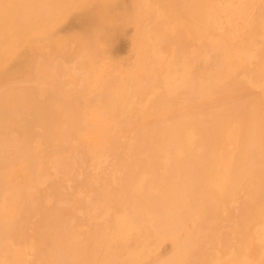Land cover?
I'll return each instance as SVG.
<instances>
[{
    "label": "rangeland",
    "instance_id": "374dc122",
    "mask_svg": "<svg viewBox=\"0 0 264 264\" xmlns=\"http://www.w3.org/2000/svg\"><path fill=\"white\" fill-rule=\"evenodd\" d=\"M10 1L0 264H264V0Z\"/></svg>",
    "mask_w": 264,
    "mask_h": 264
},
{
    "label": "bare ground",
    "instance_id": "6f19581e",
    "mask_svg": "<svg viewBox=\"0 0 264 264\" xmlns=\"http://www.w3.org/2000/svg\"><path fill=\"white\" fill-rule=\"evenodd\" d=\"M3 1H4V0H3ZM12 1H13V0H12ZM12 1H10V3H11ZM17 1L20 3L19 0H17ZM41 1H42V0H40V2H41ZM47 1H48V0H47ZM49 1H51V0H49ZM190 1H191V0H190ZM194 1H195V0H194ZM194 1H193V2H194ZM203 1H204V0H203ZM217 1H218V0H217ZM14 2H15V1H14ZM23 2H24V1H23ZM45 2H46V1H45ZM184 2H185V1H184ZM193 2H192V3H193ZM249 2H250V1H249ZM8 3H9V2H8ZM16 3H17V2H16ZM51 3H52V2H51ZM204 3H205V2H204ZM207 3H208V2H207ZM1 4H2V3H1ZM38 4H39V3H38ZM46 4H47V2H46ZM198 4H199V3H198ZM241 4H242V3H241ZM241 4H239V5L241 6ZM245 4H246V3H245ZM2 5H3V4H2ZM36 5H37V4H36ZM44 5H45V4H44ZM44 5H43V6H44ZM52 5H53V4H52ZM55 5H56V4H55ZM57 5H58V4H57ZM206 5H207V4H206ZM31 6H32V5H31ZM38 6H39V5H38ZM46 6H47V5H46ZM210 6H211V5H210ZM251 6H252V5H250L249 8H251ZM0 7H1V6H0ZM47 7H48V6H47ZM55 7H56V6H55ZM208 7H209V5H208ZM219 7H220V6H219ZM3 8H5V7H3ZM14 8H15V7H14ZM45 8H46V7H45ZM45 8H44V9H45ZM57 8H58V7H57ZM215 8H216V7H215ZM244 8H245V7L243 6V9H244ZM0 9H1V8H0ZM12 9H13V8H12ZM17 9H18V8H17ZM23 9H24V8H23ZM25 9H26V8H25ZM25 9H24V10H25ZM46 9H48V8H46ZM53 9H54V8H53ZM206 9H207V8H206ZM209 9H210V7H209ZM246 9H247V8H245V10H246ZM1 10H2V9H1ZM9 10H10V9H9ZM207 10H208V9H207ZM251 10H252V9H251ZM10 11H11V10H10ZM13 11H14V10H13ZM29 11H30V10H29ZM43 11H44V10H43ZM43 11H42V12H43ZM54 11H55V10H54ZM202 11H203V10H202ZM202 11H201V12H202ZM219 11H220V10H219ZM238 11H239V10H238ZM242 11H243V10H242ZM2 12H3V11H2ZM24 12H25V11H24ZM27 12H28V11H27ZM39 12H40V11H39ZM42 12H41V13H42ZM212 12H213V11H212ZM247 12H249V10H248ZM16 13H18V12H16ZM22 13H23V12H22ZM28 13H29V12H28ZM35 13H36V12H35ZM233 13H235V11H234ZM245 13H246V11H245ZM255 13H257V11H255ZM263 13H264V12H263ZM0 14H1V13H0ZM6 14H7V13H6ZM23 14H24V13H23ZM215 14H216V13H215ZM238 14H239V13H238ZM1 15H2V14H1ZM15 15H16V14H15ZM30 15H31V14H30ZM33 15H34V14H33ZM204 15H205V14H204ZM243 15H244V14H243ZM34 16H35V15H34ZM55 16H56V15H55ZM205 16H206V15H205ZM6 17H7V16H6ZM27 17H28V16H27ZM198 17H199V16H198ZM246 17H248L247 14H246ZM4 18H5V17H4ZM2 19H3V18H2ZM35 19H36V18H35ZM204 19H205V18H204ZM213 19H214V18H213ZM12 20H13V19H12ZM18 20H20V19H18ZM193 20H194V19H193ZM249 21H250V20H249ZM18 22H19V21H18ZM26 22H27V21H26ZM202 22H203V21H202ZM12 23H13V22H12ZM14 23H15V22H14ZM14 23H13V24H14ZM38 24H39V23H38ZM38 24H37V25H38ZM43 24H44V23H43ZM250 24H252V23H250ZM29 25H30V24H29ZM12 26H13V25H12ZM34 26H35V25H34ZM207 26H208V25H207ZM5 27H7V26H5ZM9 27H10V26H9ZM9 27H8V28H9ZM0 28H1V27H0ZM35 28H37V27H35ZM10 29H11V27H10ZM14 29H15V26H14ZM32 29H33V28H32ZM26 30H28V28H27ZM26 30H25V31H26ZM2 31H3V30H2ZM202 31H203V29H202ZM212 31H213V30H212ZM9 32L11 33V31H9ZM9 32L7 31V33H9ZM13 32H14V31H13ZM205 32H206V31H205ZM205 32H204V33H205ZM207 32H208V31H207ZM1 34H2V32H1ZM215 35H216V34H215ZM219 35H220V34H219ZM247 35H248V34H247ZM2 36H3V35H2ZM10 36H11V35H10ZM209 36H210V35H209ZM254 36H255V35H254ZM7 37H8V36H6L5 38H7ZM12 37H13V35H12ZM19 37H20V36H19ZM213 37H215V36H213ZM213 37H211V38H213ZM219 37H220V36H218V39H221V38H219ZM226 37H227V36H226ZM226 37H225V39H226ZM247 37H248V36H247ZM261 37H262V36H261ZM1 38H2V37H1ZM10 38H11V37H10ZM13 38H15V37H13ZM21 38H22V37H21ZM2 39H3V38H2ZM11 39H12V38H11ZM15 39H16V38H15ZM19 39H20V38H19ZM214 39H215V38H214ZM3 40H4V39H3ZM21 40H22V39H21ZM222 40H223V39H222ZM7 41H8V40H7ZM16 41H17V40H16ZM16 41H15V42H16ZM19 41H20V40H19ZM216 41H217V39H216ZM216 41H215V42H216ZM17 42H18V41H17ZM224 42H225V41H224ZM224 42L222 41V43H224ZM1 43H2V42H1ZM6 43H7V42H6ZM229 43H230V42H229ZM249 43H250V42H249ZM12 44H13V42H12ZM14 44H16V43H14ZM219 44H220V43H219ZM8 45H9V44H8ZM10 45H11V44H10ZM10 45H9V46H10ZM220 45H221V44H220ZM0 46H1V45H0ZM16 46H18V45H16ZM16 46H15V47H16ZM218 46H219V45H218ZM9 48H10V47H9ZM19 48H20V47H19ZM19 48H18V49H19ZM213 48H214V47H213ZM217 48H218V47H217ZM4 49H5V48H4ZM11 49H13V48H11ZM219 49H221V48H219ZM219 49H218V50H219ZM1 50H2V48H1ZM6 50H7V49H6ZM6 50H5V52H8V51H6ZM13 50H15V49H13ZM238 50H239V49H238ZM210 51H212V50H210ZM221 51H222V50H221ZM243 51H244V50H243ZM261 51H263V50H261ZM261 51H260V52H261ZM10 52H11V51H10ZM17 52H18V51H17ZM234 52H235V51H234ZM240 52H241V51H240ZM2 53H3V52H2ZM13 53H14V52H13ZM223 53H224V52H223ZM225 53H226V52H225ZM245 53H248V52H245ZM253 53H254V52H253ZM0 54H1V53H0ZM14 54H15V53H14ZM242 54H244V53H242ZM261 54H262V53H261ZM245 55H246V54H245ZM0 56H1V55H0ZM5 56H8V55L5 54ZM225 56H226V55H225ZM228 56H229V55H228ZM228 56H227V57H228ZM259 56H261V55H259ZM262 56L264 57V53L262 54ZM154 57H156V56H154ZM233 57H234V59L237 58V57H235L234 55H233ZM252 57H253V56H252ZM263 57H262V58H263ZM244 58H245V57H244ZM259 58H260V57H259ZM259 58H258V59H259ZM219 59H222V58L220 57ZM219 59H217V60H219ZM238 59H239V57H238ZM247 59H248V58H247ZM217 60H216V61H217ZM235 60H236V59H235ZM261 60H262V62L264 61L263 59H261ZM8 61H9V60H8ZM213 61H215V60H213ZM219 61H220V60H219ZM219 61H218V62H219ZM221 61H222V60H221ZM223 61H224V58H223ZM227 61H228V60H227ZM258 61H259V60H258ZM206 62H208V61H206ZM218 62H217V63H218ZM224 62H225V61H224ZM237 62L240 63L238 60H237ZM259 62H260V61H259ZM259 62H257L258 65H259ZM262 62H261V63H262ZM233 63H234V62H233ZM242 63H243V62H242ZM263 63H264V62H263ZM263 63H262V65H263ZM221 64L223 65L222 62H220L218 65H221ZM216 65H217V64H216ZM255 65H257V64H255ZM262 65H261V66H262ZM3 66H4V65H3ZM3 66H2V67H3ZM230 66H231V65H230ZM2 67H1V68H2ZM218 67H219V66H218ZM218 67H217V70L213 69L214 72H215V71H217V73L219 72L220 69H218ZM255 67H256V66H255ZM1 68H0V69H1ZM3 68H4V67H3ZM222 68L224 69V65H223V67H221V69H222ZM230 68H231V67H230ZM256 68H257V70H258V67H256ZM256 68H254V71H256L255 75L257 76V70H256ZM263 68H264V67H263ZM263 68H260V66H259V69H263ZM55 69H56V68H55ZM223 69H222L221 71H223ZM224 71H225V70H224ZM258 71H259V70H258ZM54 72H55V71H54ZM212 72H213V71H212ZM215 73H216V72H215ZM215 73H214V74H215ZM258 73H259V72H258ZM212 74H213V73H212ZM56 76H57V75H56ZM218 77L220 78L221 76L218 75ZM218 77H216V78H218ZM223 77H225V76H223ZM254 77H255V76H254ZM213 78H215V77H213ZM254 79H255V78H254ZM219 80H220V79H219ZM194 82H195V81H194ZM198 82H199V81H198ZM216 82H217V81H216ZM247 82H248V81H247ZM195 83H196V85H197V82H195ZM203 83H204V82H203ZM209 83H210V82H209ZM221 83H222V82H221ZM194 85H195V84H194ZM5 86H7V85H5ZM198 86H200V85H198ZM193 87H195V86H193ZM200 87H201V86H200ZM200 87H199V88H200ZM1 88H2V87H1ZM211 88H212V86H211ZM194 89H195V88H194ZM111 90H112V89H111ZM198 91H199V90H198ZM199 92L201 93V91H199ZM204 94H205V93H204ZM198 95H199V94H198ZM201 95H202V94H201ZM120 103H121V102H120ZM109 104H110V103H109ZM107 105H108V104H107ZM118 105H121V104H118ZM109 107H110V106H109ZM121 108H122V107H121ZM11 110L13 111V109H11ZM181 110H182V109H181ZM17 111H19V110L17 109L16 112H17ZM114 111H115V110H114ZM115 112H116V111H115ZM19 114H20V112L18 113V115H19ZM209 116H210V115H209ZM218 116H219V115H218ZM216 119H217V118H216ZM73 120H74V119H73ZM80 120H81V119H80ZM253 121H254V120H253ZM8 122H9V121H8ZM73 122H75V121H73ZM80 122H81V121H80ZM257 122H258V121H257ZM95 123H96V121H95ZM99 123H100V122H99ZM8 124H9V123H8ZM87 124H88V123H86V125H87ZM100 124H101V123H100ZM255 124H256V122H255ZM82 125H83V124H82ZM98 125H99V124H98ZM79 126H80V125H79ZM215 126H216V125H215ZM8 127H9V125H8ZM101 127H102V126H101ZM192 128H193V126H192ZM83 129H84V128H83ZM233 129H234V128H233ZM77 130H79V129H77ZM80 130H81V128H80ZM235 130H236V129H235ZM189 131H190V130H189ZM189 131H188V132H189ZM9 132H10V131H9ZM186 132H187V130H186ZM229 132H231V131H229ZM243 132H244V131H243ZM247 132H248V131H247ZM192 133H193V132H192ZM232 133H233V132H232ZM232 133H231V134H232ZM193 134H194V133H193ZM195 134H196V132H195ZM195 134H194V135H195ZM247 134H248V133H247ZM223 135H224V134H223ZM223 135H222V136H223ZM237 135H238V134H237ZM248 135H249V134H248ZM84 136H85V135H84ZM99 136H100V135H99ZM99 136H98V137H99ZM192 136H193V135H192ZM88 137H89V136H88ZM93 137H94V136H93ZM93 137H92V138H93ZM92 138H91V139H92ZM249 138H250V137H249ZM83 139H84V138H83ZM88 139H89V138H88ZM189 139H190V138H189ZM192 139H193V138H192ZM229 139H230V138H229ZM233 139H234V134H233ZM233 139H232V141H233ZM238 139H239V138H238ZM16 140H17V139H16ZM50 140H51V139H50ZM81 140H82V139H81ZM84 140H85V139H84ZM95 140H96V139H95ZM219 140H222V139H219ZM12 141H13V140H12ZM91 141H94V138H93ZM193 141H194V140H193ZM193 141H192V142H193ZM10 142H11V141H10ZM18 142H19V141H18ZM89 142H90V141H89ZM219 142H220V141H219ZM11 143H12V142H11ZM93 143H94V142H93ZM97 143H98V141H97ZM231 143H232V142H231ZM239 143H240V142H239ZM239 143H238V144H239ZM16 144H17V142H16ZM35 144H37V143H35ZM191 144H192V143H191ZM217 144H218V143H217ZM217 144H216V145H217ZM226 144H227V143H226ZM236 144H237V143H236ZM102 145H103V144H102ZM233 145H234V144H233ZM8 146H10V145H8ZM39 146H40V145H39ZM224 146H226V145H224ZM237 146H238V145H237ZM239 146H240V144H239ZM241 146H242V145H241ZM241 146H240V147H241ZM3 147H4V146H3ZM17 147H18V146H17ZM100 147H102V146H100ZM217 147H218V146H217ZM240 147H239V148L237 147V148L240 149ZM248 147H249V146H248ZM11 148H12V147L10 146V149H11ZM25 148H26V147H25ZM227 148H228V147H227ZM244 148L246 149L247 147H244ZM10 149H9V152L11 151ZM179 149H180V148H179ZM188 149H189V148H187V150H188ZM217 149H218V148H217ZM242 149H243V148H242ZM2 150H4V149H2ZM2 150H1V151H2ZM7 150H8V148H7ZM15 150H16V149H15ZM21 150H22V149H21ZM214 150H215V149H214ZM247 150H248V149H247ZM24 151H25V150H24ZM87 151H88V150H87ZM178 151H179V150H178ZM178 151H177V152H178ZM181 151H184V150H180L179 152L181 153ZM233 151H234V150H233ZM233 151H232V152H233ZM88 152H89V151H88ZM175 152H176V151H175ZM226 152H227V151H226ZM238 152H239V150H238ZM238 152H236V153L238 154ZM11 153H12V152H11ZM183 153H184V152H183ZM211 153H212V152H211ZM222 153H224V152L222 151ZM227 153H228V152H227ZM20 154H22V153H20ZM184 154H185V153H184ZM228 154H229V153H228ZM5 155H6V154H5ZM212 155H213V153H212ZM224 155H225V154H224ZM224 155H223V156H224ZM231 155H232V154H231ZM240 155H241V154H240ZM244 155H245V154H244ZM258 155H259V154H258ZM10 156H13V155L11 154ZM220 156H221V154L219 155V157H220ZM223 156H222V158H223ZM228 156L230 157V155H228ZM233 156H234V155H233ZM30 157H31V156H30ZM33 157H34V156H33ZM180 157H181V156H180ZM225 157H226V155H225ZM2 158H3V156H2ZM11 158H12V157H11ZM26 158H27V157H26ZM36 158H37V157H36ZM194 158H195V157H194ZM210 158H213V156H212V157L210 156ZM215 158H216V157H215ZM8 159H9V158H8ZM27 159H30V158H27ZM152 159H153V158H152ZM152 159H151V160H152ZM166 159H167V158H166ZM232 159H233V158H232ZM239 159H240V158H239ZM243 159H244V158H243ZM12 160L14 161V159H12ZM12 160H11V161H12ZM31 160H33V159H31ZM31 160H30V161H31ZM149 160H150V159H149ZM151 160H150V161H151ZM202 160H203V159H202ZM209 160H211V159H209ZM222 160H223V159H222ZM227 160H228V158H227ZM233 160H234V159H233ZM235 160H236V159H235ZM256 160H257V159H256ZM4 161H5V160H4ZM25 161H27V160L25 159ZM150 161H149V162H150ZM189 161H190V160H189ZM217 161H218V160H217ZM217 161H216V162H217ZM225 161H226V159H225ZM225 161H224V162H225ZM231 161H232V160H231ZM239 161H240V160H239ZM7 162H8V161H7ZM7 162H6V163H7ZM19 162H20V161H19ZM23 162H24V161H23ZM74 162H75V161H74ZM222 162H223V161H222ZM229 162H230V161H228L227 165L229 164ZM236 162H237V161H236ZM257 162H259V161L257 160ZM8 163H9V162H8ZM58 163H59V162H58ZM233 163H234V161H233ZM233 163L231 162L232 165H233ZM9 164H10V163H9ZM9 164H8L7 166H9ZM24 164H25V163H24ZM59 164H61V163H59ZM73 164H74V163H73ZM22 165H23V164H22ZM224 165H225V164H224ZM260 165H261V164H260ZM3 166H4V165H3ZM35 166H36V165H35ZM149 166H150V164H149ZM229 166H230V165H229ZM5 167H6V165H5ZM10 167H12V165H11ZM10 167H7V168H10ZM15 167H16V166H15ZM220 167H222V166H220ZM220 167H218V168L221 169ZM12 168H13V167H12ZM12 168H10V169H12ZM25 168H26V167H25ZM25 168H23V169H25ZM30 168H31V167H30ZM30 168H29V171H27V170H26V171H25V170H24V171H21V172H23L22 174H24V176H25V173H24V172H26V173L28 172V174H29V172H30ZM32 168H34V167L32 166ZM32 168H31V169H32ZM37 168H38V166H37ZM40 168H41V167H40ZM42 168H43V167H42ZM233 168H235V166H234ZM236 168H237V167H236ZM15 169H16V168H15ZM17 169H20V168L18 167ZM38 169H39V168H38ZM44 169H45V168H44ZM44 169H43V170H44ZM224 169H226V167H224ZM230 169H231V168H230ZM8 170H9V169H7V171H8ZM21 170H22V169H21ZM33 170H36V168H35V169H32L31 171L33 172ZM226 170H227V169H226ZM226 170H225V171H226ZM7 171H6V172H7ZM11 171L13 172V170H11ZM204 171H205V173H206L205 183H206L207 185H209V184H211V181L214 180V177L216 176V173H217V171H219V170H216V168L214 167V165H207V166H204ZM227 171H228V170H227ZM6 172H5V173H6ZM12 172H11V173H12ZM36 172H37V171H36ZM39 172H40V170L37 172V174H38ZM220 172H222V171L220 170ZM5 173H3V174L5 175ZM9 173H10V172H9ZM11 173L8 174V172H7L8 175H6V176H9V175H10V176L12 177L13 173H12V174H11ZM18 173H19V172H18ZM33 173H34V172H33ZM33 173H30V175L32 174V177H34ZM205 173H204V174H205ZM225 173H226V172H225ZM28 174H27V175H28ZM227 174H228V173H227ZM230 174H231V172H230ZM4 175H3V177H4ZM27 175H26V176H27ZM218 175H219V173H218ZM224 175H225V174H224ZM10 176H9V177H10ZM13 176H14V175H13ZM38 176H39V175H38ZM222 176H223V175H222ZM222 176H221V177H222ZM226 176H227V175H226ZM1 177H2V176H1ZM28 177H30V176H28ZM32 177H30V178L32 179ZM217 177H219V176H217ZM221 177H220V178H221ZM12 178H13V177H12ZM43 178H44V177H43ZM43 178H41V179H43ZM46 178H47V177H46ZM147 178H148V176H147ZM224 178H225V176H224ZM6 179H8V178L3 179V181L0 179V181H1L0 183H2L3 186L5 185L4 183L8 181V180H6ZM10 179H11V178H10ZM26 179H27V177H26ZM26 179H25V180H26ZM31 179H29V180L31 181ZM35 179H37V175H36V178H35ZM229 179H230V177H229ZM229 179H228V180H229ZM4 180H5V182H4ZM29 180H28V183H30ZM48 180H49V178H48ZM148 180H149V179H148ZM219 180H220V179H218V181H219ZM230 180H231V179H230ZM230 180L227 181V183L230 182ZM233 180H234V179H233ZM33 181H34V178H33ZM201 181H202V180H201ZM201 181H200V182H201ZM218 181H217V186H219V185L222 186V185H221L222 183H221L220 181H219V182H220V183H219ZM222 181H224V180L222 179ZM3 182H4V183H3ZM9 182H10V181H9ZM9 182H8V184H9ZM13 182H14V181H13ZM24 182H26V181H24ZM44 182H45V181H44ZM144 182H145V180H144ZM146 182H147V179H146ZM225 182H226V181H225ZM225 182H224V184H223V185H224V188L222 187V189H225V186L227 185V184H225ZM14 183L17 184L19 187H17V185H15ZM14 183H13V185H12V183L9 184V188H10L11 186H14V185H15L17 189L20 188L19 190H21V186L24 185V184H22V185L20 184V185H19V183H16V181H15ZM31 183H32V182H31ZM218 183H219V185H218ZM41 184L43 185V183H41ZM45 184H46V183H45ZM143 184H144V183H143ZM150 184H151V182H150ZM0 185H1V184H0ZM6 185H7V183H6ZM140 185H141V184H140ZM140 185H139V186H140ZM144 185H145V184H144ZM144 185H143V186H144ZM145 186H146V185H145ZM148 186H149V185H148ZM148 186H147V187H148ZM211 186H212V184H211ZM220 186H219V189L221 190V187H220ZM234 186H235V185H234ZM7 187H8V186H7ZM22 187H23V186H22ZM31 187H32V186H31ZM137 187H138V186H137ZM226 187H227V186H226ZM228 187H229V185H228ZM12 188H13V187H12ZM14 188H15V187H14ZM14 188H13V189H14ZM24 188H26V187L24 186ZM140 188H141V187H140ZM144 188H145V187H144ZM144 188H141V189H144ZM148 188H149V187H148ZM150 188H151V186H150ZM210 188H212V187H210ZM31 189H32V188H31ZM145 189H146V188H145ZM183 189H184V188H183ZM185 189H186V188H185ZM4 190H5V189H4ZM10 190H11V188H10ZM10 190H8V191H10ZM15 190H16V189H15ZM25 190H26V189H25ZM152 190H153V189H152ZM179 190H180V189H179ZM186 190H187V189H186ZM228 190H230V189H228ZM21 191H22V194H25V193H24V192H25L24 189H22ZM148 191H149V190H148ZM169 191H170V190H169ZM177 191H178V190H177ZM210 191H211V189H210ZM225 191H226V190H225ZM1 192H3V191H0V193H1ZM19 192H20V191H19ZM155 192H156V191H155ZM157 192H158V191H157ZM182 192H183V191H182ZM182 192H181V195H182ZM186 192H188V191H186ZM211 192H212V191H211ZM220 192H221V191H220ZM9 193H10V192H9ZM171 193H172V192H171ZM212 193H213V192H212ZM1 194H2V193H1ZM7 194H8V193H7ZM10 194H11V193H10ZM12 194H13V193H12ZM19 194H21V192L18 193V194H16V195H14V196H16V197L13 196V197H14V200H19V198H20L21 200L23 199L22 196H24V195H19ZM28 194H29V193H28ZM81 194H82V193H81ZM173 194H174V193H173ZM223 194H225V193L223 192ZM8 195H9V194H8ZM17 195H19V196H18L19 198L17 197ZM79 195H80V194H79ZM156 195H157V194H156ZM230 195H232V194H230ZM4 196H5V194H4ZM11 196H12V195H11ZM20 196H21V197H20ZM208 196H209V195H208ZM232 196H233V195H232ZM78 197H79V196H78ZM81 197H82V196H81ZM176 197H177V199H179V197H180V193H179V192L177 193ZM6 198H7V196H6ZM6 198H5V199H6ZM15 198H18V199H15ZM174 198H175V197H174ZM191 198H192V197H191ZM2 199H3V198H2ZM2 199H1V201H2ZM9 199H10V202H12V201H11V198H9ZM9 199H7V202L9 201ZM12 199H13V198H12ZM21 200H20V201H21ZM4 201H5V200H4ZM214 201H215V200H214ZM7 202L5 201V202H4L5 204H4L3 206H6V205L8 206V204H9L10 202H9L8 204H7ZM16 202H17V201H16ZM18 203H19V202H18ZM13 204H16V203L13 202L12 205H13ZM46 204H47V203H46ZM181 204H182V203H181ZM16 205H19V204H16ZM16 205H14V206H16ZM34 205H35V204H34ZM183 205H184V204H183ZM8 207H9V206H8ZM8 207H5L6 209L3 208L4 211L1 210L2 213L4 212V213H3L4 215H3V214H0V216H1V215H2V217H3V216H6L5 213H7V211H6L7 209L9 210ZM10 207H11V205H10ZM187 207H188V206H187ZM12 208H13V206H12ZM12 208H10V209H12ZM18 209H19V208H18ZM200 209H201V208H200ZM135 210H136V209L134 208V211H135ZM140 210H141V209H140ZM146 210H147V209H146ZM1 211H0V212H1ZM5 211H6V212H5ZM11 211H12V210H11ZM13 211L15 212V210H13ZM13 211H12V212H13ZM10 213H11V212H10ZM81 213H82V212H81ZM7 214H8V213H7ZM11 214H13V213H11ZM167 214H168L167 216H169L168 219H167V221H168L170 218H171L170 220L173 221V214H175V213L173 212V210H170L169 212H167ZM121 215H122V214H121ZM9 216H10V215H8V217H9ZM11 217H12V215H11ZM3 218H4V217H3ZM6 218H7V217H6ZM9 218H10V217H9ZM119 218H120V217H119ZM132 218H133V217H132ZM120 219H121V218H120ZM122 219H124V217H123ZM122 219H121V221H122ZM130 219H131V218H130ZM135 219H136V218H135ZM151 219H152V218H151ZM1 220H3V219H1ZM1 220H0V221H1ZM6 220H7V219H6ZM6 220H5V221H6ZM124 220H125V219H124ZM137 220H138V219H137ZM137 220H136V222H140L139 220H138V221H137ZM170 220H169V221H170ZM9 221H10V220H9ZM118 221H119V220H118ZM126 221H127V220H126ZM141 221H142V219H141ZM142 222H144V221H142ZM153 222H154V221H153ZM0 223H1V222H0ZM123 223H124V222H123ZM144 223H145V222H144ZM118 224H119V226H120L121 222L118 223ZM126 224H127V223H126ZM126 224H125L124 226H126ZM131 224H132V223H131ZM140 224H141V223H140ZM171 224H172V223H171ZM0 225H1V224H0ZM7 225H8V224H7ZM136 225H137V224H136ZM154 225H155V224H154ZM180 225H181V224H180ZM132 226H134V225H132ZM128 227H130V225H129ZM153 227H155V226H153ZM153 227H152V228H153ZM124 228H125V227H124ZM130 228H131V227H130ZM132 228H133V227H132ZM2 230H3V229H2ZM7 230H8V228H7ZM127 230H129V229L127 228ZM0 231H1V229H0ZM124 231H125V230H124ZM154 231H155V232L157 231L156 233H158V230H156V227H155ZM125 232H126V231H125ZM160 232H161V231H160ZM164 232H165V231H164ZM128 233H129V232H128ZM0 234H1V233H0ZM124 234H126V233H124ZM159 234H160V233H159ZM163 234H164V233H163ZM120 235H121V234H120ZM163 236H164V235H163ZM163 236H162V237H163ZM1 238H2V237H1ZM1 238H0V239H1ZM3 239H4V238H3ZM3 239H2V240H3ZM191 240H192V239H191ZM179 241H180V240H179ZM8 242H9V241H8ZM177 242H178V241H177ZM7 244H8V243H6L5 245H7ZM70 244H71V243H70ZM175 245H176V244H175ZM184 245H185V244H184ZM2 247H3V245H2ZM2 247H1V248H2ZM4 247H5V246H4ZM4 247H3L4 250H5V249H9V250H8L9 253L12 252V251H11L12 249H10L9 246H7V248H6V247L4 248ZM8 247H9V248H8ZM182 247H183V246H182ZM1 248H0V250H1ZM74 248H75V247H74ZM31 250H33V249H31ZM174 250H176V249L174 248ZM182 250H183V249H182ZM5 251H6V250H5ZM10 251H11V252H10ZM63 251H64V249H63ZM263 251H264V250H263ZM1 252H2V251H1ZM4 253H6V252H4ZM9 253H6V254H9ZM12 253H13V252H12ZM62 253H63V252H62ZM80 253H81V252H80ZM6 254H5V255H6ZM141 254H142V253H141ZM13 255H14V254H13ZM13 255H11V256H13ZM262 255H263V254H262ZM1 256H2L3 258H7V257H5L4 255H1ZM1 256H0V257H1ZM75 256H76V255H75ZM174 256H175V255H174ZM9 257H10V256H9ZM137 257H138V255H137ZM3 258H0V259H3ZM12 258H13V257H12ZM14 258H15V257H14ZM16 258H18V257H16ZM134 258H135V257H134ZM139 258H140V256H139ZM143 258H144V257H143ZM167 258H168V257H167ZM28 259H29V258H28ZM64 259H65V258H64ZM161 259H162V258H161ZM161 259H160V262H161ZM172 259H173V258H172ZM6 260H7V259H6ZM141 260H142V258H141ZM163 260H164V259H163ZM170 260H171V259H170ZM175 260H176V259H175ZM262 260H263V259H262ZM2 261H4V260H2ZM8 261H10V258H9ZM11 261H12V259H11ZM11 261H10V264H14V263H12ZM13 261H14V260H13ZM15 261H17V260H15ZM20 261H21V260H20ZM128 261H129V260H127V263H130V261H129V262H128ZM258 261H260V260H258ZM6 262H7V261H6ZM18 262H19V261H18ZM158 262H159V261H158ZM158 262H157L156 264H158ZM168 262H169V261H168ZM168 262H167V263H168ZM2 263H5V261L2 262ZM2 263H1V264H2ZM8 263H9V262H8ZM20 263H21V262H20ZM20 263H17V264H20ZM108 263H110V261H108L106 264H108ZM170 263H172V262H170ZM170 263H169V264H170ZM175 263H176V261H175ZM241 263H242V262H241ZM258 263H259V262H258ZM262 263H264V262L262 261ZM6 264H7V263H6ZM21 264H22V263H21ZM57 264H58V263H57ZM130 264H131V263H130ZM135 264H136V263H135ZM141 264H142V262H141ZM161 264H162V263H161ZM172 264H174V263H172ZM204 264H205V263H204ZM214 264H216V263H214ZM239 264H240V263H239ZM255 264H257V263H255Z\"/></svg>",
    "mask_w": 264,
    "mask_h": 264
}]
</instances>
